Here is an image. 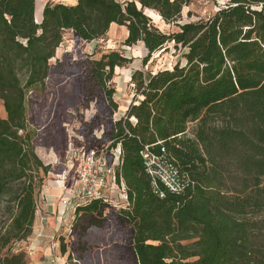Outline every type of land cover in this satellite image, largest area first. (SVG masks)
<instances>
[{"label":"trees","instance_id":"obj_1","mask_svg":"<svg viewBox=\"0 0 264 264\" xmlns=\"http://www.w3.org/2000/svg\"><path fill=\"white\" fill-rule=\"evenodd\" d=\"M192 2L47 3L37 24L36 0H0V100L7 113L0 118V202L7 200L10 214L0 228V264H32L21 244L36 234L40 171L51 170L35 151L28 94L45 90L66 32L92 43L112 24L127 29L126 47L144 45V66L170 43L184 51L185 64L136 71V99L117 120L112 81L132 59L111 52L92 60L101 104L79 134L86 152L121 146L117 179L126 185L129 206L94 200L77 208L61 253L68 264H94L89 238L114 231L124 239L115 253L128 252L134 264H264V0H232L207 21L178 25L173 34L145 14L153 10L176 23ZM146 146L165 150L189 177L183 194L153 192L141 156Z\"/></svg>","mask_w":264,"mask_h":264},{"label":"rangeland","instance_id":"obj_2","mask_svg":"<svg viewBox=\"0 0 264 264\" xmlns=\"http://www.w3.org/2000/svg\"><path fill=\"white\" fill-rule=\"evenodd\" d=\"M38 1L36 0V5ZM118 1L125 3L131 0ZM231 1L193 0L190 6L183 9L180 20L172 24L165 23L160 15L154 11L148 13L146 10L145 12L160 31L165 34H173L179 32L178 25L207 21L219 8L228 6ZM41 2L45 7L47 3L67 4L72 1L42 0ZM138 7L141 8L140 4H138ZM35 18L40 23L36 15ZM127 35L125 27H114L103 39L85 43L77 40L72 32H66L63 43L56 51V57L50 61L52 71L46 82L45 90L28 94L27 122L29 129L34 133L35 151L46 166H51L47 176L40 171V177L44 181L37 192L36 234L40 227L41 217L48 215L57 221V215H54L52 211V208L56 207V202L51 200L49 190L58 186L56 182L61 181L59 175L64 171H70L69 184L72 183L77 173V161L74 160L73 169L70 167V162H72L74 154L79 153L82 147L84 148V140L79 134V130L89 120L90 116L98 113L101 104L91 73L92 60H99L103 55L111 52H119L126 58L132 59L131 64L116 69L112 81L113 87L116 89L115 100L119 104V110L114 116L117 120L125 115L136 99V91L131 80L136 71L156 73L171 69L177 63L185 64L184 51L175 48L174 43H170L163 50L154 54L147 66H144L143 60L148 52L142 43L130 48L126 47L124 42ZM77 71H79V76L82 77L78 86L76 84ZM0 118L7 119V113L1 100ZM194 127V125L189 126L187 134L189 137H192ZM100 134L101 132L98 133V135ZM6 203V199L0 202V228L9 223L10 214ZM73 221L74 215L71 214L65 224L66 226L63 228V233H69ZM36 234L30 241L22 243L21 248L24 250L29 249ZM89 240V249L95 259L94 264H134L128 252L123 250L122 253L118 251L115 253L114 247L124 242L123 237L118 232L96 233Z\"/></svg>","mask_w":264,"mask_h":264},{"label":"built area","instance_id":"obj_3","mask_svg":"<svg viewBox=\"0 0 264 264\" xmlns=\"http://www.w3.org/2000/svg\"><path fill=\"white\" fill-rule=\"evenodd\" d=\"M124 5V2H121ZM222 6L221 8H225ZM145 170L150 177L153 192L160 198H165V192L173 195H181L191 185V181L185 175L176 162L168 156L165 150L155 153L151 147L146 146L141 152ZM112 159V163L110 162ZM122 150L116 148H103L86 152L82 147L79 153L74 154L71 169L74 168V160L77 161V173L70 183V171H64L59 178L63 183L62 189L69 192L67 199L62 201L64 211L57 215L60 230L51 235L43 233L45 217L40 218V227L33 243L29 246L28 254L34 263V244L39 240H46L48 255L47 264H68L67 256L61 253V239L64 238L63 228L69 217L79 207L86 206L94 200H103L112 207L120 209L129 206L127 188L123 181L118 182L117 168L121 164Z\"/></svg>","mask_w":264,"mask_h":264},{"label":"crops","instance_id":"obj_4","mask_svg":"<svg viewBox=\"0 0 264 264\" xmlns=\"http://www.w3.org/2000/svg\"><path fill=\"white\" fill-rule=\"evenodd\" d=\"M71 1L72 2L67 3L66 5H76L77 4V0H71ZM114 27L117 28L119 26H117L116 24H112L110 29H112ZM56 184L58 185L57 187L49 190L51 200L53 202L54 201L56 202V207L54 206L55 208L54 207L52 208L54 215L64 211V206L62 204V201L67 199L69 196V192H65L61 188L60 181L56 182ZM44 225L45 226L43 229V233L45 235H51V234L56 233L60 230V224L57 221H55L54 218L52 219L48 215H45ZM63 234L66 238L68 237L67 233H63ZM33 246H34L33 249L35 251V259H34L33 264H47L46 263V257L48 255V250L46 247V240H39V241L35 242V244Z\"/></svg>","mask_w":264,"mask_h":264},{"label":"bare ground","instance_id":"obj_5","mask_svg":"<svg viewBox=\"0 0 264 264\" xmlns=\"http://www.w3.org/2000/svg\"><path fill=\"white\" fill-rule=\"evenodd\" d=\"M42 0H39L38 2H37V5H36V16H37V20L41 23L42 22V20L41 19H43V10H44V6H43V3L41 2ZM148 11V13H152L153 12V10H147ZM128 32V31H127ZM60 183H61V188H62V185H63V183L60 181Z\"/></svg>","mask_w":264,"mask_h":264},{"label":"water","instance_id":"obj_6","mask_svg":"<svg viewBox=\"0 0 264 264\" xmlns=\"http://www.w3.org/2000/svg\"><path fill=\"white\" fill-rule=\"evenodd\" d=\"M145 14H146V12H145ZM36 23H37V24H41V23H38L37 21H36Z\"/></svg>","mask_w":264,"mask_h":264}]
</instances>
